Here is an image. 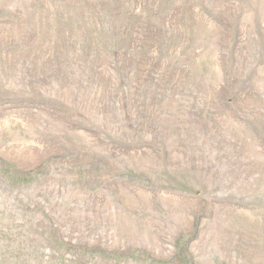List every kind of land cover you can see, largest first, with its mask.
<instances>
[{
  "label": "rangeland",
  "instance_id": "1",
  "mask_svg": "<svg viewBox=\"0 0 264 264\" xmlns=\"http://www.w3.org/2000/svg\"><path fill=\"white\" fill-rule=\"evenodd\" d=\"M0 264H264V0H0Z\"/></svg>",
  "mask_w": 264,
  "mask_h": 264
}]
</instances>
